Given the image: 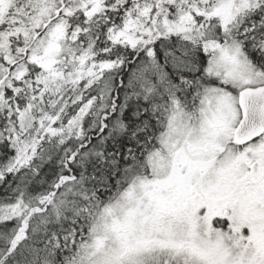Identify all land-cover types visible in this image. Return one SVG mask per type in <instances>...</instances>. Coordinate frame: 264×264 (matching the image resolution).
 <instances>
[{
    "label": "snow or ice",
    "instance_id": "snow-or-ice-1",
    "mask_svg": "<svg viewBox=\"0 0 264 264\" xmlns=\"http://www.w3.org/2000/svg\"><path fill=\"white\" fill-rule=\"evenodd\" d=\"M0 264H264V0H0Z\"/></svg>",
    "mask_w": 264,
    "mask_h": 264
}]
</instances>
